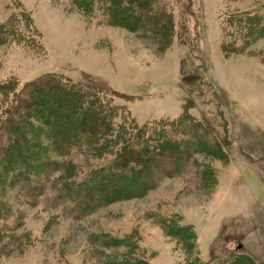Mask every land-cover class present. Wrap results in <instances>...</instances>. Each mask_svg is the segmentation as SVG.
Returning a JSON list of instances; mask_svg holds the SVG:
<instances>
[{
  "label": "rangeland",
  "instance_id": "obj_1",
  "mask_svg": "<svg viewBox=\"0 0 264 264\" xmlns=\"http://www.w3.org/2000/svg\"><path fill=\"white\" fill-rule=\"evenodd\" d=\"M113 2L0 0V118L18 91L37 83L46 91L39 80L51 75L85 92L84 103L96 97L127 140L139 126L140 137L162 126L178 138L171 120L184 109L211 137L198 133L200 147L181 160L172 143L162 150L171 159L154 150L159 170L141 167L151 182L115 178L124 190L75 217L53 200L55 184L109 163L119 142L68 143L77 117L61 106L46 116L44 106L33 119L54 137L45 155L61 165L29 201L7 191L18 216L0 218V264H184V249L166 234L179 226L194 231L200 258L240 252L247 264H264V29L243 21L255 9L264 21V0H147L164 15L158 21L139 16L132 0ZM54 95L42 98L53 105ZM63 99L65 107L77 100L71 92Z\"/></svg>",
  "mask_w": 264,
  "mask_h": 264
},
{
  "label": "trees",
  "instance_id": "obj_2",
  "mask_svg": "<svg viewBox=\"0 0 264 264\" xmlns=\"http://www.w3.org/2000/svg\"><path fill=\"white\" fill-rule=\"evenodd\" d=\"M117 1L120 2L121 0H114V5L119 3ZM146 2L147 0L145 2L144 0H132L131 7L136 8L139 16H145L148 21H158V19L164 17L161 11H156V8L148 6L146 9L149 1ZM117 9L119 10L120 8H116V11ZM120 13L122 11L119 10L117 14ZM261 14L256 9L253 12L246 13L247 17L243 21L248 25V29L251 26L253 31L255 30L254 32L264 29V21ZM236 20L241 21L239 18ZM39 81H42L41 83L47 88V92L41 90L40 86L38 87L41 84L37 83L33 90L31 88L29 89L30 86L28 85L23 91H18L15 94V100L9 104V118H0V218L3 220L10 219L13 216L15 223L18 216L17 213H12L13 206L7 197L8 194L6 195L8 190L16 191L22 199L29 201L28 197L42 194L46 183L49 182L47 174L49 177V174L61 165V161L49 160V156L45 155V146L48 145V141L52 143V138L54 137L49 140L45 137V133L43 136L41 133L42 124L33 119V116L40 113L44 106V115L46 116L49 113H56L59 111L58 106H61L64 107V110L73 113L75 118L77 117L78 129L69 137L68 143L73 144L75 142V146L80 147L95 146L103 144L104 142H119V146H109L107 148L110 151L114 147L113 150L115 152L114 158L109 163H106L100 168L95 167L84 178L79 180L74 179V177H68L66 179H60L61 181L55 184L56 194L53 196V200L56 202L60 201L62 206H67L68 213L73 214L75 217L84 216L93 211V209L103 205L107 195L111 192L119 191L120 189L124 190L125 183L118 182L115 178L126 175L137 185L139 184L137 179H141L142 181L152 180L153 176L150 172L141 171V167L144 169L149 167L154 171L158 169L159 164L154 163L156 159L155 155L153 156L154 159L152 158L154 150H160L158 155L160 157L163 155L166 158L168 153L162 150L172 143L173 145L170 147L177 150L174 153H176V159H180L182 154L184 155L187 150L198 149L199 145L196 143V135H199L198 133L202 136L211 137L207 128L199 120L191 118L184 109L171 120L176 123V127H173H175L174 129L176 131H179L178 138L165 137L164 131L166 128L162 126L158 129H152L140 137L143 127L139 126L140 128H134V133L127 140L126 136L129 131L125 132L121 130V126H115L109 110L104 105H102L101 109V105L96 97L90 95L91 98L84 103L80 99L86 97L85 92L78 88L73 89L74 87L68 82L61 81L60 78L52 77L51 75H45ZM33 84L31 83V85ZM96 88L100 93H107L103 91L102 86H97ZM65 92L75 94L77 100L74 105L63 106ZM46 93L49 95L55 94L54 96L56 97L53 96L55 98L53 105L42 98ZM33 96H36V101L34 102L32 101L35 100ZM24 102H27V105ZM77 111L80 112L79 115H76ZM89 113H92L90 118L88 117ZM121 118L123 120L122 122H125L126 119ZM127 121L131 122L130 120ZM134 142H139L142 146H140L141 149L139 151L135 149L136 154L133 157L129 155L128 148ZM52 146L51 150L54 152H57V150L58 152L64 151V147H59L61 145ZM20 152H22V156ZM169 152L171 153V151ZM130 157L132 158L129 159ZM167 158L171 159V157ZM129 163L132 164L129 165ZM159 163L160 165H164L162 160H159ZM42 169H44L43 173L40 171ZM123 169H125V173L122 172ZM40 175L44 176V179ZM7 226L12 229L14 228L11 224ZM166 234L172 236L177 240L178 244H181L186 255L184 264L248 263V255H243L240 252L229 254L226 260H218L212 253H209V258H200L195 233L189 226H179L175 232ZM191 253L192 256H190Z\"/></svg>",
  "mask_w": 264,
  "mask_h": 264
},
{
  "label": "crops",
  "instance_id": "obj_3",
  "mask_svg": "<svg viewBox=\"0 0 264 264\" xmlns=\"http://www.w3.org/2000/svg\"><path fill=\"white\" fill-rule=\"evenodd\" d=\"M258 124V123H257ZM259 125V124H258ZM260 126H262V125H260Z\"/></svg>",
  "mask_w": 264,
  "mask_h": 264
}]
</instances>
